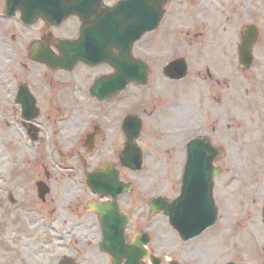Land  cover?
Segmentation results:
<instances>
[{
    "label": "rangeland",
    "instance_id": "rangeland-1",
    "mask_svg": "<svg viewBox=\"0 0 264 264\" xmlns=\"http://www.w3.org/2000/svg\"><path fill=\"white\" fill-rule=\"evenodd\" d=\"M104 1L112 4L116 0ZM178 1L172 0L169 4L175 8ZM232 1L228 3L229 8ZM241 1L240 19L231 13L219 18L214 9L204 11L190 22L191 26L182 28V36L174 30L169 32L173 36L171 46H168L169 36L165 33V17L155 32V41H147L151 44L146 45L142 40L138 49L134 50L136 55L151 63L148 81L142 86H129L115 104L119 120L132 112L142 116L145 123L138 142L145 151L143 167L135 172L122 169L120 172L122 179L132 183L131 192L121 196L119 203L130 218L127 234L131 237L140 230H148V249L165 264L170 257L179 261L198 258L197 264H225L230 260L239 264H261L263 259L264 0ZM236 7L239 8L238 5ZM226 16L230 19L225 23L228 33L218 32ZM250 22L257 24L261 34L253 49L254 61L247 71H243L238 66L236 38L238 24ZM75 26V18L66 21L57 28L58 35H74ZM209 29L213 30L212 36ZM174 58H183L186 63L187 76L183 80L168 79L162 72L163 65ZM81 107L76 108L72 115L70 127L73 129L79 125ZM106 108L98 114L103 128L110 124L107 123L109 118L104 115ZM11 115L0 112V176L5 179L8 175L24 173L28 169L26 161L32 160L34 151L27 140L14 132ZM3 120H8L9 125ZM8 132L10 134L7 135ZM202 134L209 135L213 143L222 149L214 161L222 169L215 178L213 190L218 219L201 236L183 243L170 228L165 216L148 214L147 201L154 195H176L185 158V142L193 135ZM109 138L105 146L109 142L116 144L122 141V138L117 140L114 136ZM54 142L55 147L48 148L52 150L49 162L56 158L66 162L65 156L59 158L56 155L60 148L63 153L68 150L64 147L65 140ZM39 152H43L42 147ZM99 153L97 158L105 161L115 158L102 150ZM17 161L18 164H15ZM53 168L57 175L61 174L59 167ZM0 184L5 183L2 181ZM17 185L16 182L15 187ZM12 190L15 191L13 195L26 198L24 191ZM83 192L78 201H73L75 197L67 198L70 195L67 189L55 192V223L61 234V246L55 247L56 260L63 253L78 249L80 258L76 257L82 263L109 264V258L98 251V223L92 214L81 208L90 195ZM1 207L0 204V210ZM68 225L74 228L78 225L73 229L76 239L69 250L62 245L67 237ZM21 251L26 254L23 249Z\"/></svg>",
    "mask_w": 264,
    "mask_h": 264
},
{
    "label": "flooded vegetation",
    "instance_id": "flooded-vegetation-1",
    "mask_svg": "<svg viewBox=\"0 0 264 264\" xmlns=\"http://www.w3.org/2000/svg\"><path fill=\"white\" fill-rule=\"evenodd\" d=\"M169 2L172 0L167 1L161 21L167 17L164 25L165 33L169 36L168 46L173 42L170 41L173 36L169 32L174 30L182 36V28L191 26L190 22L204 11L214 9L219 18L231 13L240 19L242 7L241 0H233L230 8V0H179L175 2V8ZM186 16L188 18L184 20ZM227 17H224L218 32L227 31L225 23L230 20ZM245 25L248 23L238 24L236 48L241 42ZM60 26L35 16L25 19L21 9L12 7L7 0H0V32H3L0 34V112L12 113V122L16 126L14 132L27 140L34 150L32 160L26 161L28 169L24 173L8 175L4 181L0 176V182L5 183L0 184V264H55L56 190L67 189V193L70 192L67 198L75 197L73 201H78L80 193L87 188V172L103 164L115 165L125 140L120 129L121 119L115 113L116 97L104 101L98 97L104 95L103 89L94 91L104 77L115 73L113 67L104 62H78L71 69H65L55 68L49 63L61 55L56 48L57 42L77 34L78 25L75 26L74 35H58L57 28ZM156 30L145 35L146 45L151 44H147V41H155ZM209 32L212 36L213 30L209 29ZM145 62L151 73V63ZM80 106L79 125L73 129L70 127L72 115ZM105 106L104 115L111 125L103 128L98 114ZM3 122L9 125L8 120ZM109 136L117 140L122 138V141L116 144L109 142L105 146L107 140L111 139ZM54 140H65L64 147H68L64 153L61 148L57 150L59 158H66V163L61 164L64 172L60 171L58 175L53 168L55 163L49 162L52 150L48 148L55 147ZM41 147L43 152H39ZM101 150L115 158L112 161L97 158ZM116 167L119 170V166ZM16 182L18 185L15 187ZM12 189L24 191L26 198L13 195ZM262 202L264 204V197ZM22 249L26 254L22 253ZM262 252L261 264H264V250Z\"/></svg>",
    "mask_w": 264,
    "mask_h": 264
},
{
    "label": "water",
    "instance_id": "water-1",
    "mask_svg": "<svg viewBox=\"0 0 264 264\" xmlns=\"http://www.w3.org/2000/svg\"><path fill=\"white\" fill-rule=\"evenodd\" d=\"M7 1L10 2V0ZM164 1L119 0L114 6H106L101 0H19L20 5L29 9L34 7L36 14L48 20L51 18L60 20L68 14H76L81 20L77 43L70 47L61 42L59 47L63 50V59L54 61V65L68 64L67 56L73 60L85 59L87 55L85 51L88 48L95 49L96 54L92 60L100 58L116 69V77L106 81L107 84L113 85L114 89L127 83L128 79L144 83V66L139 60H133L130 57V47L143 32L158 24L163 11L161 3ZM246 32L240 48V63L245 68L251 63V46L256 37L254 29H248ZM113 48L116 52L112 51ZM125 61L133 63L129 71L126 70ZM183 71L185 72V68ZM130 72L133 73L128 74ZM105 91L103 94L109 90ZM131 140L132 138L129 141ZM128 147L129 145L126 146V150ZM218 153L219 149L211 146L207 137L188 142L181 194L170 202L158 197L150 203L151 212L162 210L168 216L171 226L184 238L199 233L216 218V208L212 197V176L218 174L219 170L212 165V159ZM120 159L133 168L141 166L140 154L135 153L131 156L126 153ZM98 172L105 175L109 173L104 169ZM107 176L110 177H108L109 182L114 183L113 180L115 181L116 178L112 174ZM95 181L92 179L89 183L93 189L98 190L96 187L98 184ZM114 197L115 194H113ZM86 208L99 214L103 233L101 248L110 254L113 264H122V259L125 260L123 264H140V260L146 256V251L141 246L145 236H137L134 241L125 243L122 228L126 221L119 212L116 202L89 203Z\"/></svg>",
    "mask_w": 264,
    "mask_h": 264
}]
</instances>
